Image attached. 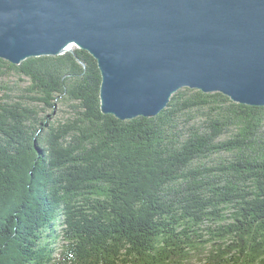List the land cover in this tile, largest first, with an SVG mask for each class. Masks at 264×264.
<instances>
[{"label":"trees","instance_id":"trees-1","mask_svg":"<svg viewBox=\"0 0 264 264\" xmlns=\"http://www.w3.org/2000/svg\"><path fill=\"white\" fill-rule=\"evenodd\" d=\"M8 71L44 108L80 112L54 124L0 100V264H264V107L190 89L120 121L101 113L86 51L0 59ZM193 110L211 111L203 129L180 125ZM219 153L232 158L192 168Z\"/></svg>","mask_w":264,"mask_h":264},{"label":"water","instance_id":"water-1","mask_svg":"<svg viewBox=\"0 0 264 264\" xmlns=\"http://www.w3.org/2000/svg\"><path fill=\"white\" fill-rule=\"evenodd\" d=\"M86 51L100 110L153 118L183 88L264 107V0H0V59Z\"/></svg>","mask_w":264,"mask_h":264},{"label":"rangeland","instance_id":"rangeland-1","mask_svg":"<svg viewBox=\"0 0 264 264\" xmlns=\"http://www.w3.org/2000/svg\"><path fill=\"white\" fill-rule=\"evenodd\" d=\"M30 85L29 80L17 74L15 71H8L4 76H0V100L3 103L7 104H19L22 107H27L35 110L38 114V117L46 118L50 123L54 124H64L68 121H73L78 116L80 110L76 107V103L70 100L62 99L56 103V106L53 110L44 108L43 105L30 100L34 94L30 93L28 87ZM190 90L188 88H183L179 91ZM178 91V92H179ZM193 91L190 90L186 92V96L193 94ZM219 107L224 108L227 104L217 101L216 103H211L210 107ZM218 109V110H219ZM211 112L209 110H203L200 112H195L194 110L189 114L183 116L180 120L181 126L189 127L190 125H197L203 129L201 123L208 116L207 113ZM213 112V111H212ZM235 129L231 128L227 133L223 135L221 140L228 139L231 137ZM232 158L229 153H219L213 154L206 158H200L194 161L192 168L198 166H214L220 161L230 160Z\"/></svg>","mask_w":264,"mask_h":264}]
</instances>
